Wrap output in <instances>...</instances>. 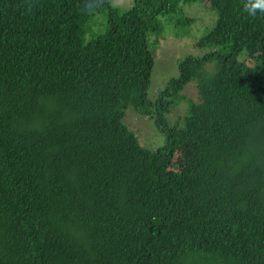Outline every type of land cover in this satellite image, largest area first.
I'll return each instance as SVG.
<instances>
[{
	"label": "trees",
	"instance_id": "trees-1",
	"mask_svg": "<svg viewBox=\"0 0 264 264\" xmlns=\"http://www.w3.org/2000/svg\"><path fill=\"white\" fill-rule=\"evenodd\" d=\"M196 1L216 13L203 49L149 99L147 33ZM244 2L0 0V264H264V13ZM179 131L196 134L182 171Z\"/></svg>",
	"mask_w": 264,
	"mask_h": 264
},
{
	"label": "rangeland",
	"instance_id": "rangeland-1",
	"mask_svg": "<svg viewBox=\"0 0 264 264\" xmlns=\"http://www.w3.org/2000/svg\"><path fill=\"white\" fill-rule=\"evenodd\" d=\"M120 8H127L132 0H111ZM100 16V17H99ZM97 22L92 30L102 31L104 26L98 22L102 15H97ZM216 13L204 1L183 3L180 9L170 14L157 16L158 28L147 33L154 63L151 71L147 97L153 99L164 83L177 74V63L188 54H199L203 47L197 46V40L214 24ZM238 58L243 56L239 55ZM182 98L173 99L168 119L178 120L186 114L188 102L196 101L194 81L188 82L182 89ZM123 124L135 135L138 143L148 149H155L163 143V134L155 127L147 115L136 112L130 105L123 108ZM195 133L176 132L174 135L175 152L171 168L182 171L185 161L195 147Z\"/></svg>",
	"mask_w": 264,
	"mask_h": 264
},
{
	"label": "clouds",
	"instance_id": "clouds-1",
	"mask_svg": "<svg viewBox=\"0 0 264 264\" xmlns=\"http://www.w3.org/2000/svg\"><path fill=\"white\" fill-rule=\"evenodd\" d=\"M243 10L251 17H255L257 12L264 13V0H245Z\"/></svg>",
	"mask_w": 264,
	"mask_h": 264
}]
</instances>
